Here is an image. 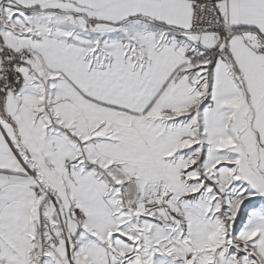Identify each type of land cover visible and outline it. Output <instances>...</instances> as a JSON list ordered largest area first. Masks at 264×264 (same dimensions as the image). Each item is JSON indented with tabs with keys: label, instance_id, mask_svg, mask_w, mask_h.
Masks as SVG:
<instances>
[{
	"label": "snow or ice",
	"instance_id": "6c2138e0",
	"mask_svg": "<svg viewBox=\"0 0 264 264\" xmlns=\"http://www.w3.org/2000/svg\"><path fill=\"white\" fill-rule=\"evenodd\" d=\"M0 264H264V0H0Z\"/></svg>",
	"mask_w": 264,
	"mask_h": 264
}]
</instances>
